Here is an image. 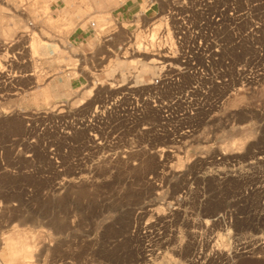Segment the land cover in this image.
<instances>
[{"label":"rangeland","instance_id":"1","mask_svg":"<svg viewBox=\"0 0 264 264\" xmlns=\"http://www.w3.org/2000/svg\"><path fill=\"white\" fill-rule=\"evenodd\" d=\"M7 1L0 0V14L7 20L0 33V41L7 42L0 48V63L14 87L0 82V258H7L9 244L3 239L10 237L21 238L20 248L28 241L33 245L30 259L19 255V264H264V0H237L239 58L252 60L251 91L228 99L221 111L201 115L192 137L182 142L160 136L148 143L145 133L119 127L110 149L131 152L125 159L101 160L84 155L85 144H67L82 141L84 133L60 137L37 129L40 119L29 126L27 117L53 104L75 107L76 91L91 88V82L71 89L66 84L76 75L71 68L82 54L88 77L105 81L108 88L148 84L165 60L150 54L151 63H130L120 55L135 22L141 30L153 19L136 15L114 23L111 11L121 4L94 16L90 7H78L86 0H19V11L11 6L16 0ZM91 20L99 28L112 26L99 38L98 30L89 35L82 46L69 43V36ZM111 30L117 32L108 39ZM23 33L26 39H20ZM36 34L50 39V47H61L48 56L41 51L34 68L25 46ZM113 57L122 78L117 70L105 69ZM30 72L36 75H25ZM108 75L117 79L107 84ZM48 82L59 93L54 100L44 91ZM234 140L243 147L221 153L219 146ZM52 145L58 162L48 152Z\"/></svg>","mask_w":264,"mask_h":264},{"label":"built area","instance_id":"2","mask_svg":"<svg viewBox=\"0 0 264 264\" xmlns=\"http://www.w3.org/2000/svg\"><path fill=\"white\" fill-rule=\"evenodd\" d=\"M146 4L152 14L145 17L153 20L144 29L148 40L142 43V48L156 54L160 52L157 56L165 60L150 82L114 89L95 84V77L89 74V79L87 75L82 54L71 68L76 70L71 78L85 79L79 88L91 82L89 104L70 107L59 103L34 110L32 117H27L29 126L40 119L37 129L60 137L84 133L82 141L75 138L67 144L76 148L87 145L89 150L84 155L96 160L125 159L131 152L129 149L115 153L110 149L117 142L114 139L117 134L113 135L115 129L123 126L139 134L145 133L148 143L160 136H168L174 143L182 142L193 135L201 115L221 111L228 99L251 91L252 60L239 58L237 0H146ZM241 16L243 20L244 15ZM159 17H163V27L154 36L152 23ZM115 22L121 23L118 19H114ZM111 26L105 24L99 28L97 21L89 22L92 34L97 30L98 34L103 33ZM111 31L106 38L111 39L117 32ZM249 34L252 35V29ZM10 75L0 74L5 88L14 87ZM48 142H44L45 146ZM48 152L52 160L59 161L55 146Z\"/></svg>","mask_w":264,"mask_h":264},{"label":"bare ground","instance_id":"3","mask_svg":"<svg viewBox=\"0 0 264 264\" xmlns=\"http://www.w3.org/2000/svg\"><path fill=\"white\" fill-rule=\"evenodd\" d=\"M9 1V0H8ZM7 1V2H8ZM14 3H12V9H15V10H17V11H19L20 9L22 10V8H21V6H22V4H23V1H22V4H20L21 3V1H19V0H16V1H13ZM9 3V2H8ZM2 14V13H1ZM0 14V33H1V31H2V24L5 22V16H4V14H2L1 15ZM242 14V13H241ZM140 15V14H139ZM245 15V14H244ZM246 17V16H245ZM244 17V18H245ZM8 18V17H7ZM48 18V17H47ZM146 19L148 18V17H145ZM246 19V18H245ZM19 20V19H18ZM18 20H16L15 22H18ZM240 20V19H239ZM7 21V20H6ZM20 21V20H19ZM47 23L48 24H51V25H56L55 24V21H53V19H51V18H48L47 20ZM138 21V20H137ZM146 22V21H145ZM15 24V23H14ZM18 24V23H17ZM33 24V23H32ZM142 24V23H141ZM153 25H154V29H153V31H154V33H153V35L155 36L156 34H158V32L162 29V27H163V17H159L157 20H155L153 23H152ZM239 24H240V22H239ZM139 25H140V23H139V21L138 22H135V30L133 31V33H131V35H128L129 36V40H128V42H126V45H128L127 47H124V46H122L121 45V47H122V49H124L123 50V54H122V56L120 55V57H122L123 59H127L128 60V62H133V60H135V59H140V60H145V61H150V63H151V60L152 59H148V58H146V56L147 55H150V54H152V55H159L160 54V52H158L157 54L156 53H152V52H148V51H145L143 48H142V43L143 42H145V41H147L148 40V37H147V35H146V32H144L145 30L144 29H141V30H138V27H139ZM140 26H142V25H140ZM34 28V27H33ZM125 29H129V28H125ZM27 31V30H26ZM31 31V30H30ZM128 31H130V29L128 30ZM127 31V34L129 33ZM132 31V30H131ZM130 31V32H131ZM24 32V31H23ZM33 32H36L35 30L33 31ZM130 34V33H129ZM103 35V34H102ZM24 36H26V34H24L23 33V35H21L20 36V39L21 38H23ZM43 36V35H42ZM42 36L40 35L39 36V34L37 35H32L30 38H29V43H28V45L27 46H25V47H27L28 49H29V55L31 56V58H30V61H33L32 63V65H34L33 67L35 68V67H37V66H39V63L36 61V59H37V57H40V53H45V52H47L48 54H47V56L50 54V50H51V47H50V45H51V42H50V39H47V40H44V39H42ZM25 38V37H24ZM26 39V38H25ZM18 40V39H17ZM132 40H134V42H131ZM19 42V41H18ZM31 42V43H30ZM131 42V43H130ZM4 43L6 44L7 42H4V41H0V48L4 45ZM128 43V44H127ZM26 45V44H25ZM124 45V44H123ZM21 46V45H20ZM120 50V49H119ZM41 51H43V52H41ZM23 52H25V51H23ZM22 52V53H23ZM121 52V51H120ZM17 53V52H16ZM19 53H21V52H19ZM43 53V54H44ZM39 54V55H38ZM25 55V54H24ZM46 55V54H45ZM37 56V57H36ZM42 56V55H41ZM44 56V55H43ZM46 56V57H47ZM14 57V56H13ZM36 57V58H35ZM159 57V56H158ZM160 58V57H159ZM16 59V58H15ZM14 59V60H15ZM117 60V58H112L110 61H109V63H107L106 64V70H111L112 72H113V69H115V70H117L118 71V75L122 78V74H121V70H120V68L118 67V66H116L115 65V61ZM148 61V62H149ZM164 61V60H163ZM24 63V62H23ZM157 64L158 63H153V65H154V67H156L157 66ZM159 67V66H158ZM73 70V69H72ZM4 71H6V67L3 65V64H1L0 63V74H2ZM110 71V72H111ZM263 71H264V69H263ZM127 72H128V70H127ZM73 72H71L70 71V75H73L72 74ZM76 73V72H75ZM133 73V72H132ZM262 73V72H261ZM264 74V73H263ZM26 76H28V75H36V73L35 72H31V73H29V74H25ZM39 75V74H38ZM261 75V74H260ZM17 75H13V77L15 78ZM20 76V75H19ZM264 76V75H263ZM10 77H11V75H10ZM134 77V76H133ZM257 77V76H256ZM40 77L38 76V79H39ZM260 78H261V76H260ZM35 79V78H34ZM117 79V78H116ZM256 79H259V78H256ZM41 80V79H40ZM35 81V80H34ZM39 80H37V81H35V82H37V84L39 83L38 82ZM115 80H113L112 82H114ZM262 81V79L260 80V82ZM100 84V85H106V84H102V83H99L97 80L95 81V84ZM249 84H251V83H249ZM259 84V83H258ZM124 85H126V84H121L120 86H124ZM141 85H145V84H138V85H133V86H141ZM252 85H253V83H252ZM254 85H256V83L254 84ZM119 86V87H120ZM257 86V85H256ZM256 86H253V87H256ZM50 87H51V82H48L45 86H44V91H45V93H46V96L49 98V99H51V100H54V98L52 97V95H51V92H50ZM92 87H93V85L91 84V88H87V89H85V90H81V91H76V93L74 92V91H72L73 93H75L74 95H73V98L72 99H75L74 101H73V104H75V107H77V106H81V105H83V104H85V103H87V101H88V99H89V97H90V95H91V93H92ZM73 90V89H72ZM71 91V90H70ZM54 96V95H53ZM63 104H65V103H63ZM54 105V104H53ZM66 105V104H65ZM18 111H20V112H23V110L20 108ZM192 137V136H191ZM191 139H194V138H191ZM241 139H243V138H241ZM190 140V139H189ZM188 140V141H189ZM240 140V139H239ZM187 141V142H188ZM191 141V140H190ZM193 141V140H192ZM230 141V140H229ZM235 141V140H234ZM245 142V141H244ZM185 143V142H184ZM243 142H241V141H238V142H228L227 144H225L224 143V145H220L219 147H220V149L219 150H221V153H223V154H228V153H235V152H237L239 149H241L242 147H243V144H242ZM185 145H188V144H186L185 143ZM172 148H173V146H172ZM180 148V147H179ZM178 147H177V149L180 151V150H182V149H179ZM163 149H165V148H163ZM175 149V151H176V147L174 148ZM166 151V150H165ZM174 150H172V152H175ZM174 156H177V158L178 159H180V154L179 153H177L176 155H175V153H174ZM180 160H183L182 158L180 159ZM180 162L178 161V163L177 164H179ZM180 164H182V161H181V163ZM179 164V166H181ZM176 166V165H175ZM178 166V165H177ZM178 166V167H179ZM7 211V210H6ZM159 213V212H158ZM142 216V215H141ZM221 217H222V215L221 214H219V215H217V217L215 218V220L216 221H218L219 219H221ZM21 239V238H20ZM15 240V239H13V238H10V237H6V238H4L3 239V244L5 245V244H9V247L7 248V258L6 259H4V258H0V264H19V262L16 260L17 259V257L19 256V255H22L24 258H25V260H27L28 258L30 259V257L32 256V253H33V245H32V243L31 242H27V246L26 247H24V248H20V244H21V240ZM41 240V239H40ZM42 242H44V241H42ZM42 242H41V244H42ZM45 245V244H44ZM221 250V249H220ZM50 252V251H49Z\"/></svg>","mask_w":264,"mask_h":264},{"label":"crops","instance_id":"4","mask_svg":"<svg viewBox=\"0 0 264 264\" xmlns=\"http://www.w3.org/2000/svg\"><path fill=\"white\" fill-rule=\"evenodd\" d=\"M66 1H68L70 4L72 0H66ZM86 1L88 2V4H86L85 6L84 4H80V6L78 7L81 9H85L86 6L90 7L93 10L92 14H94V16H102L103 13L108 12L112 6L121 4L120 6H118L117 8L111 11L112 16L115 19H118L120 22H130L134 19L136 15H139V14L142 16L145 14L147 16L151 15L150 14L151 12H148L147 9L142 10V5L146 3V0H86ZM89 35H92V31L89 29V24L85 29L79 27L69 36V43H71L72 45L82 46L87 41V38L89 37ZM99 36H102V34L99 33L97 38H99ZM59 47H61L60 44H58L57 47L52 46L51 50L54 49L55 50L54 52L56 53ZM140 68H141V65L139 66V69ZM115 79L116 77H112L108 75V78L106 79L107 84H110V83L112 84L113 83L112 81ZM84 82H85V79L83 78L82 79H73V78L69 79L68 77L66 84L71 89V87L79 88V86L83 84ZM98 82L103 83L105 81H100L98 79ZM54 88H55V84L51 83L50 92H51L52 97L55 99L56 96H59V93H57ZM43 94H44V91L42 92V99H44Z\"/></svg>","mask_w":264,"mask_h":264}]
</instances>
